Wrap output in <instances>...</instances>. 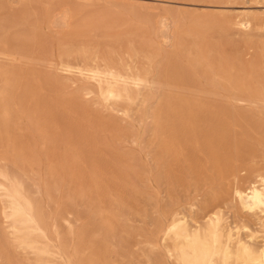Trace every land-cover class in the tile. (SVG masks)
<instances>
[{
	"label": "rangeland",
	"instance_id": "rangeland-1",
	"mask_svg": "<svg viewBox=\"0 0 264 264\" xmlns=\"http://www.w3.org/2000/svg\"><path fill=\"white\" fill-rule=\"evenodd\" d=\"M261 177L264 0H0V264H264Z\"/></svg>",
	"mask_w": 264,
	"mask_h": 264
},
{
	"label": "bare ground",
	"instance_id": "bare-ground-1",
	"mask_svg": "<svg viewBox=\"0 0 264 264\" xmlns=\"http://www.w3.org/2000/svg\"><path fill=\"white\" fill-rule=\"evenodd\" d=\"M57 20V19H56ZM54 24V23H53ZM247 24V23H245ZM60 25V24H59ZM168 25L166 23L163 24V29H166ZM113 85V84H112ZM259 180L264 184V178L261 177ZM235 198L239 199L240 202L244 205L246 210L248 211H256L261 207H264V185L257 184V181L253 182L249 189H235ZM11 207L15 210L18 203V193L16 195H12L10 199ZM241 208V207H240ZM171 231V230H170Z\"/></svg>",
	"mask_w": 264,
	"mask_h": 264
}]
</instances>
